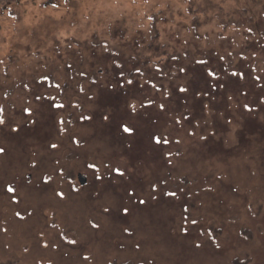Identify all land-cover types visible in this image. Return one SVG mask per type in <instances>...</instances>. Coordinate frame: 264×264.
I'll use <instances>...</instances> for the list:
<instances>
[{
  "label": "rangeland",
  "instance_id": "rangeland-1",
  "mask_svg": "<svg viewBox=\"0 0 264 264\" xmlns=\"http://www.w3.org/2000/svg\"><path fill=\"white\" fill-rule=\"evenodd\" d=\"M0 150V264H264V0L0 7Z\"/></svg>",
  "mask_w": 264,
  "mask_h": 264
},
{
  "label": "trees",
  "instance_id": "trees-1",
  "mask_svg": "<svg viewBox=\"0 0 264 264\" xmlns=\"http://www.w3.org/2000/svg\"><path fill=\"white\" fill-rule=\"evenodd\" d=\"M19 0H0V7L9 6L17 3Z\"/></svg>",
  "mask_w": 264,
  "mask_h": 264
},
{
  "label": "snow or ice",
  "instance_id": "snow-or-ice-1",
  "mask_svg": "<svg viewBox=\"0 0 264 264\" xmlns=\"http://www.w3.org/2000/svg\"><path fill=\"white\" fill-rule=\"evenodd\" d=\"M54 6H55V5H54ZM105 119H107V117H105ZM125 131L128 132L129 129L125 128ZM0 151H2V150H0ZM141 202H143V201H141Z\"/></svg>",
  "mask_w": 264,
  "mask_h": 264
},
{
  "label": "water",
  "instance_id": "water-1",
  "mask_svg": "<svg viewBox=\"0 0 264 264\" xmlns=\"http://www.w3.org/2000/svg\"><path fill=\"white\" fill-rule=\"evenodd\" d=\"M82 183V182H81Z\"/></svg>",
  "mask_w": 264,
  "mask_h": 264
}]
</instances>
